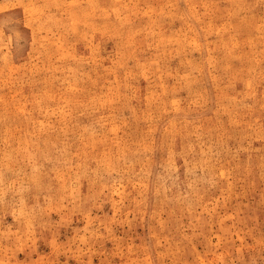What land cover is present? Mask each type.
<instances>
[{
    "label": "rangeland",
    "instance_id": "374dc122",
    "mask_svg": "<svg viewBox=\"0 0 264 264\" xmlns=\"http://www.w3.org/2000/svg\"><path fill=\"white\" fill-rule=\"evenodd\" d=\"M0 264H264V0H0Z\"/></svg>",
    "mask_w": 264,
    "mask_h": 264
}]
</instances>
